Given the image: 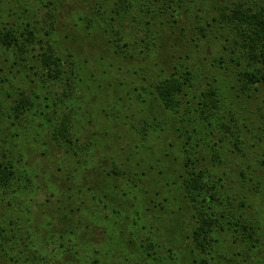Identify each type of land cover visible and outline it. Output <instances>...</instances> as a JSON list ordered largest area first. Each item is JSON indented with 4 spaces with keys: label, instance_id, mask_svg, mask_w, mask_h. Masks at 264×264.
<instances>
[{
    "label": "trees",
    "instance_id": "16d2710c",
    "mask_svg": "<svg viewBox=\"0 0 264 264\" xmlns=\"http://www.w3.org/2000/svg\"><path fill=\"white\" fill-rule=\"evenodd\" d=\"M215 1L218 16L198 29L206 37L217 23L224 55L204 69L171 52L169 27L183 18L161 19L174 0H85L90 11L83 4L61 23L69 0H0V203L15 209L43 187L41 161L28 163L43 129L63 155L53 162L64 191L51 208L68 227L24 231L8 209L0 251L9 261L54 264L58 247L66 260L82 252L81 264H247L264 252V0ZM79 88L94 91L82 115ZM91 111L97 126L83 144ZM103 147L112 152L101 156ZM88 194L110 210V229L111 216L135 213L137 233L102 235L96 212L83 218L73 205ZM49 238L50 259L40 251ZM227 240L245 251L223 253Z\"/></svg>",
    "mask_w": 264,
    "mask_h": 264
},
{
    "label": "rangeland",
    "instance_id": "374dc122",
    "mask_svg": "<svg viewBox=\"0 0 264 264\" xmlns=\"http://www.w3.org/2000/svg\"><path fill=\"white\" fill-rule=\"evenodd\" d=\"M224 1L226 4H231L234 0H224ZM253 1L258 2V1H263V0H253ZM219 3H221V0H219ZM66 4H67L66 8L64 7L62 9V11H64L63 14L59 16L60 23L62 21H66V19H68L70 15L71 17H73V13H76L78 10H80L79 6L83 7V4H85L86 9L90 11V6L92 5V2L90 4L88 3L86 4L85 0H69V2ZM215 4H216L215 0H174L171 7L168 8L169 13L166 15H162V19H161V20L166 21L169 18V16H171V14H175L173 13L174 10H178L181 13L183 20L180 19L182 21H178L177 23H174L173 27L172 25H170L172 28L169 27V31L171 32L167 34V38L171 40L169 43L171 44V46L172 45L175 46L172 48L171 52L172 51L175 52L174 50L182 51L183 56L189 55L190 58L192 57V61H193L192 65H195V60L197 59L196 61L198 63L200 62L199 64L202 65L204 69L210 68L214 63L213 60L216 57H218L219 55H222V56L224 55L221 53L222 44H224V40L220 38L222 30H220L218 26L216 27L217 23L211 22L212 25L207 26L208 33L206 37L202 36L200 29H198L201 24L207 25V22H210L213 19V17L218 16L216 13V9L214 7ZM67 22L69 23L70 20H67ZM147 22L152 23V21H149V17H147ZM137 35L140 37L143 36V34H139L138 32H137ZM172 54L173 53H171L170 56H172ZM225 56H226L225 60L227 61L229 55L225 53ZM212 70L215 71V68H213ZM88 83H91V81H89ZM229 86H231V84H229ZM57 90L60 92L59 89ZM262 91L263 93H260V96L264 95V89H262ZM93 92H94L93 90H87L86 88L84 90L79 88V91H77L76 89V91L73 92V96H74L73 99L75 101L74 103L77 104L74 112H76L79 115L80 114L82 115V113L84 112V110L82 109L80 110L77 108L78 105L82 106L83 109L86 108V109L91 110L92 101H93ZM250 108L252 109L253 107L251 106ZM87 115H88V118L90 117L93 120V125L92 126L89 125L90 127L89 130L85 132L84 134L82 133L79 134L80 135L79 140L83 144H86L91 138L92 132L94 131L93 127L95 125L97 126L96 122L98 121V118H96L93 115V111H91ZM40 130L42 131L41 134L44 137V139L40 141L41 145L37 149V154L33 157L30 155L31 163L29 161L28 163L31 165V164H35L38 161H41L42 163L40 167V170L42 171L41 185L43 187L41 189L36 188L34 189V192L31 193V197L33 198V201L31 200L30 196L25 195L24 202L20 203L19 206L15 208L16 210L13 208H6L0 203V215L4 212H7V214H9V212L7 211L8 209L14 210V213H12L13 220H18L19 221L18 228H24V231L26 230V227L30 225L33 231H35L38 235L42 234V236H44L54 231H56L58 234L60 233L64 234L66 229L68 228L64 224L66 220L63 221L64 219L61 213L60 215L58 214V216H55V213L53 212V208H51L52 206L59 205L58 200L60 198V194H62V192L64 191L63 190L64 182L62 181L64 180L65 177L60 172L57 171V164H56L61 161V159L63 158V155L59 153L60 151L55 150L53 147H51L50 149L46 145L50 141V136H48L47 131L43 129H40ZM33 132L34 131H31L29 135V139L30 137L33 136ZM100 137L102 136L100 135ZM36 144H37L36 141L32 142V146L36 147ZM100 150L103 151V152H100L102 153L101 156H103L105 153L108 154V152L109 153L112 152L110 149L108 148L105 149L104 147L101 148ZM53 161L56 163H54ZM235 168L236 167L234 166V164H230V165H227V167H224L222 170L231 172L233 171L232 169H235ZM71 186H72V183H71ZM44 187L49 188V190L45 189ZM228 188L229 189L231 188V184H229ZM5 197L6 196H4V198ZM77 200H75L76 203H73V205L75 207L79 206L80 209H82V211L84 212L82 213L83 218L85 215H87L86 214L87 212L90 213L93 210L96 212L97 218L102 223V228L99 229V231L102 232L101 233L102 235L105 232V233H110L111 236H113L112 233L116 234L117 237H119L120 232L122 231L124 227H127V229L131 230V232L137 233L138 229L134 228V225H133L134 223L133 219H134L135 213L133 214L132 212V210L134 212L136 211L135 207L133 206L135 202H132V203L130 202L131 205H128L131 210L130 213L132 212L131 219L127 220L125 219V217H121L119 219L114 216H111L110 218L111 221L109 222L114 221L116 222V224L114 225L113 229H110V227H107V226H110L107 223L108 220L105 219L110 214L109 212L110 210L106 209V206L104 205V203L102 202L99 203L97 199H95L94 197L92 198L89 194H88V198L87 197L85 198V203L84 202L82 203L81 200L79 199ZM106 201L109 202L108 200ZM43 205H45L46 207H42ZM75 209H78V208H75ZM101 213H102V218H103L102 220H101ZM48 221L53 223L52 229L47 228L46 223ZM55 240H56L55 238H49L48 241L50 245L46 246L44 242V245L47 248V250H40L49 259H50V254L52 253L54 248L55 247L57 248V244L56 245L53 244ZM33 241L37 243L38 239H35L34 237ZM24 242L26 244L27 243L29 244L31 241L30 239H24ZM30 245H33V244H30ZM223 247H224L222 248L223 250H221L223 253L245 251V250H237V246L233 245L231 240L225 241ZM21 248H24V245H21ZM59 248L60 247H58L57 250L55 251V256L60 255L59 258L62 260H60L59 262H54V264H68L69 262H73L74 264L82 263L81 261V257H82L81 255H83L82 252L81 254H77L74 257H69L66 260L62 256L63 251L60 250ZM0 250H1V247H0ZM3 252L0 251V264H15L12 261H9V256L8 255L5 256ZM250 257H251V254H250ZM53 258L54 257H52V259ZM247 260H250V259L247 258ZM251 260L252 262L250 264H264V252L258 253L256 255H252ZM222 262L226 264V261L224 262L222 260ZM249 262H247V264ZM34 263H37V262L34 261Z\"/></svg>",
    "mask_w": 264,
    "mask_h": 264
}]
</instances>
